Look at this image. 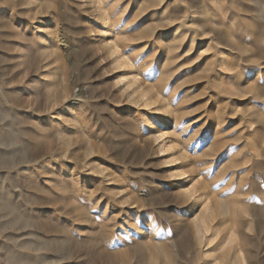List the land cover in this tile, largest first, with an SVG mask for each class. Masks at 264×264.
<instances>
[{"label":"rangeland","instance_id":"obj_1","mask_svg":"<svg viewBox=\"0 0 264 264\" xmlns=\"http://www.w3.org/2000/svg\"><path fill=\"white\" fill-rule=\"evenodd\" d=\"M0 264H264V0H0Z\"/></svg>","mask_w":264,"mask_h":264},{"label":"bare ground","instance_id":"obj_2","mask_svg":"<svg viewBox=\"0 0 264 264\" xmlns=\"http://www.w3.org/2000/svg\"><path fill=\"white\" fill-rule=\"evenodd\" d=\"M105 40H106V43L107 45L111 48L113 47V45L115 44L114 41L112 40V29H110V31H106V35H105ZM79 86V85H78ZM168 120H164L162 121V123H167ZM161 134H163V128L161 129L160 131Z\"/></svg>","mask_w":264,"mask_h":264}]
</instances>
